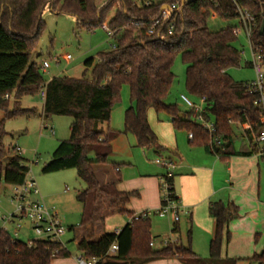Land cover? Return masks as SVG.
<instances>
[{"label":"trees","instance_id":"trees-1","mask_svg":"<svg viewBox=\"0 0 264 264\" xmlns=\"http://www.w3.org/2000/svg\"><path fill=\"white\" fill-rule=\"evenodd\" d=\"M236 2L255 15L259 26L262 25L264 3L256 0ZM173 3H179L174 17L163 22V8ZM115 7L116 14L108 26L116 31L113 37L116 48L110 47L100 53L97 61L93 58L85 61L80 79L58 77L46 82L41 65L31 62L44 31L45 10L50 8L53 12L74 16L79 28L95 29L103 27ZM212 11L223 19L238 16L232 0H218L217 3L211 0H152L150 7L143 2L138 6L135 0H105L100 7L96 0H0V111L12 117L34 114L33 110L21 108L20 100L44 89L42 118L72 119L70 138L59 143L42 172L76 170L78 179L85 185L76 198L82 206L80 225L88 228V236L77 248L88 263L97 260L96 264H146L174 258L188 264L223 263V246L231 237L229 224L238 217V208L221 202L209 207V214L216 221V233L210 243L208 263L198 259L190 247L184 248L178 243L160 249L151 247L150 218L128 223L120 234L96 238V226L104 219L105 211L107 216L127 214L130 220L136 214L119 209L135 194L118 191L119 177L112 184H100L95 167L110 164L113 143L123 134L132 135L137 146L143 149L157 145V135L148 119L150 110L157 114L167 113L176 130L193 134V145L204 147L221 159L231 154L234 125H244L257 133L261 130L259 110L254 105V97L247 93L246 83H237L228 74L231 68L239 67L241 61V53L235 46L238 40L235 27L211 31L208 20ZM133 22H143L146 26L160 22V25L156 34L149 36L146 30L131 27ZM170 26L173 27L172 36H168ZM260 35L258 33L256 39H264ZM178 56L186 66L187 93L197 100L205 98V117L215 120L217 135L223 140V145L215 147V152L211 150V135L194 121L193 114L182 113L177 105L166 102L176 81L172 69ZM124 85L129 86L131 95L124 131L110 128L104 131L101 125H110L113 107ZM6 136L3 120L0 121V195L4 186L24 184L30 173L16 147L7 149ZM110 165L116 169L114 163ZM69 231H74V227ZM114 244L119 251L108 257ZM70 256L66 246L60 243L37 241L30 248L23 241L13 242L6 233L0 235V264H52L55 258ZM247 261L264 264V250ZM238 262V259H231L224 264Z\"/></svg>","mask_w":264,"mask_h":264},{"label":"rangeland","instance_id":"rangeland-1","mask_svg":"<svg viewBox=\"0 0 264 264\" xmlns=\"http://www.w3.org/2000/svg\"><path fill=\"white\" fill-rule=\"evenodd\" d=\"M138 3L141 0H135ZM190 2L193 0H185ZM105 0H96V5L100 7ZM116 14V7L112 9L106 18L105 24ZM45 27L42 35L38 40V46L32 53L31 62L37 63L39 66L48 61L50 68L46 71L42 70L43 77L46 82L53 77H69V78H82L85 70L84 63L88 59L98 60L100 53L110 49L114 44V40L110 38L103 27L95 29L79 28L77 19L74 16L53 12L47 8L43 14ZM239 20L237 18L223 19L215 12H211L208 20V26L211 31H220L229 27H238ZM236 48L241 53V61L239 67L231 68L228 74L237 83H247L254 79V70L248 65L252 61V52L249 42L244 34L238 37L235 43ZM71 56L70 62L66 61V57ZM173 73L176 76L175 84L167 99V104H175L182 113L190 112L189 108L182 102L181 96H188L194 103H200V100L189 96L186 90V66L183 64L181 57L178 56L173 66ZM41 89L35 95L25 96L20 100L21 108L35 111L34 114L21 115L12 117L4 111H0V121H5V128L7 136L4 143L7 149L15 147L21 148L25 153L22 154L26 160V165L30 169L29 178H33L39 190L44 194V201L47 206L55 213L63 225L67 228V232L63 237V243L66 245L69 252L73 255L78 254V248L75 242L78 235L69 231L70 227L80 229L82 206L77 201V195L85 189V185L78 179L76 170H68L59 173L44 174L42 169L46 163L51 160L53 152L58 147L61 141L70 138V126L72 119L68 117H54L48 121L43 120V106L44 100L42 99ZM13 100L11 103L10 111L13 109ZM131 106L130 88L124 85L120 92L119 100L113 107L112 122L116 128L118 126H125V113ZM148 119L151 127L159 134L160 140L172 139L174 133L186 132L178 131L172 124V118L167 113L157 114L154 110L148 113ZM211 123H215L212 118ZM50 126L54 128L55 135H52ZM108 125H101L102 129H106ZM10 155H7L9 159ZM38 158V163H33ZM161 159L156 155L153 150L143 149L136 146H130L123 141L116 144L115 155L112 160L121 166L122 174L128 171H136V165L141 172H147L148 165L158 169L163 175L167 173L166 169H162L155 164V161ZM7 160V159H6ZM112 160H109L110 164ZM108 164L106 167H111ZM99 166H96L98 169ZM100 167H105L100 166ZM45 191L48 198L45 196ZM14 192V187L4 186L0 195L1 208L0 213L11 212L13 204L9 200ZM138 202H131L130 207L137 208ZM151 236L152 239L160 236V239L154 240L155 249L162 248V240H170L172 243H177L182 240L183 245H188L189 230L185 229L183 216L181 214L180 234L172 232L174 221L171 217L160 218L153 215L151 218ZM128 222L126 216L121 214H114L108 216L105 222L102 223L100 230L106 233H113L120 227ZM31 223H27L28 228L20 233L22 241H26L27 237L36 239V235L31 230ZM10 232H14V227H10ZM98 234V232H97ZM203 258V257H201ZM209 257H206L208 259ZM248 261L241 260V264H246ZM224 264V263H222Z\"/></svg>","mask_w":264,"mask_h":264},{"label":"crops","instance_id":"crops-1","mask_svg":"<svg viewBox=\"0 0 264 264\" xmlns=\"http://www.w3.org/2000/svg\"><path fill=\"white\" fill-rule=\"evenodd\" d=\"M54 78L56 77L49 81ZM112 120L111 123H113ZM111 123L103 130L107 131L110 128L117 132L124 131L122 126L115 128ZM234 131L231 154L222 159L208 152L204 147L193 145L188 132L176 134L172 130L171 140H160L159 134L154 131L158 143L150 148L158 157L169 159L175 164V195L182 207L185 229L189 230L188 245H183L182 240H178L177 243L184 248L190 247L196 257L206 263L210 261V243L216 233V221L210 216L209 207L216 202L238 208V217L229 224L231 237L229 243H225L223 246L221 262L225 263L231 259H238L237 264H241V260H247L255 254H261L264 250V159L261 155V147L257 146L244 125H234ZM122 141L130 146L138 147L137 141L132 135L123 134L114 141L113 154L110 160L115 155L116 144ZM156 161L155 164L158 165ZM112 163L116 165L115 170L112 166L109 168L105 165V167L99 166L98 169L95 167V171L100 184H112L119 177L118 191L135 194L126 205L119 207L121 211L139 214L160 207L159 179L163 174L158 169L148 165L147 172L143 173L136 165V171H128L122 174L121 166L113 160ZM45 196L48 198L46 191ZM41 197L44 199L42 192ZM131 202H138L139 206L132 208L130 207ZM121 215L126 216L128 222L115 232L106 233L100 230L105 219L111 216H107L105 211L103 213L104 219L96 226V238L105 234H120L130 222V216ZM180 223L181 220L179 223H174L172 230L174 234L181 233ZM73 232L77 235L79 232L75 239L78 247V243L88 236V228L80 225V229L77 230L74 227ZM153 239H160V236ZM79 257H81V253L78 251V254L73 255L71 253V256L67 258H55L52 264H79ZM206 257L209 258L206 259ZM146 264L188 263L174 258L151 261ZM246 264L250 263L247 262Z\"/></svg>","mask_w":264,"mask_h":264},{"label":"built area","instance_id":"built-area-1","mask_svg":"<svg viewBox=\"0 0 264 264\" xmlns=\"http://www.w3.org/2000/svg\"><path fill=\"white\" fill-rule=\"evenodd\" d=\"M217 3L218 0H211ZM234 5L237 7V19L239 20L238 27L235 28L234 33L237 37L244 34L247 38L251 52L252 61L249 62V66L254 70V79L246 83L247 93L254 97V105L258 108L260 114V124L262 125L261 130L257 133L251 128L246 127V131L250 132L252 139L261 147V155L264 156V39H256L258 33L261 34V26H259L258 18L253 15L249 10L240 7L236 0H232ZM259 4H263L264 0H256ZM138 6L143 2L146 7L152 5V0H141L140 3L135 1ZM179 3H173L163 8L161 18L163 22H169L175 15ZM160 25V22H156L151 26H146L143 22H133L131 27L146 30L149 36L156 34V29ZM104 30L108 36L113 39L116 34L115 30L109 28L107 24L103 25ZM168 36L173 35V27L168 28ZM261 37L264 34L260 35ZM112 49H115V44L111 45ZM67 62L72 60L71 56H67ZM42 70L46 71L50 68L48 61H44L41 65ZM46 94L42 92V99L45 100ZM182 102L189 108V111L193 114L194 121L201 126L204 130L208 131L211 135V150L215 152V147L223 145V140L217 135V129L215 123H211L205 117L206 114V100L205 98L200 99V103H194L188 96H181ZM50 128V126H45ZM52 135H55L53 127L50 128ZM189 138L193 140V134H189ZM16 152L19 155L25 152L16 147ZM38 158L33 163H38ZM158 165L165 168L167 173L160 177L159 186L161 194V205L156 210H148L142 213L136 214L134 219H131L129 223H133L134 220L149 219L153 215L159 216L160 218L171 217L175 223H179L181 220L182 207L173 192L174 186V169L175 164L173 161L165 158L158 159L156 161ZM11 203L14 205L11 212L0 213V235L6 233L10 236L13 242L22 241L20 233L24 232L28 228L27 223H31L30 229L36 235V239L27 237L26 243L28 247H34L37 241H47L51 243L63 244V237L67 232V228L63 225L61 220L58 218V214L49 208L41 197V192L37 186L36 181L33 178L27 179L24 184L14 187V192L9 198ZM1 208V200H0ZM10 227H14V232H10ZM162 247H168L172 243L170 240H162ZM176 244V243H175ZM151 247H155L154 242L150 244ZM119 247L114 244L108 251L107 256L111 257L117 254ZM79 264H96L98 261L93 260L92 262H86L83 257H79Z\"/></svg>","mask_w":264,"mask_h":264},{"label":"water","instance_id":"water-1","mask_svg":"<svg viewBox=\"0 0 264 264\" xmlns=\"http://www.w3.org/2000/svg\"><path fill=\"white\" fill-rule=\"evenodd\" d=\"M261 34H264V21L262 23V26H261ZM183 115H180V117L182 118Z\"/></svg>","mask_w":264,"mask_h":264}]
</instances>
